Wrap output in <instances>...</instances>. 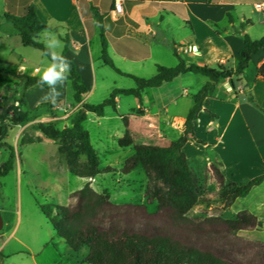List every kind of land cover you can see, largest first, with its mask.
Returning a JSON list of instances; mask_svg holds the SVG:
<instances>
[{
    "label": "crops",
    "instance_id": "crops-1",
    "mask_svg": "<svg viewBox=\"0 0 264 264\" xmlns=\"http://www.w3.org/2000/svg\"><path fill=\"white\" fill-rule=\"evenodd\" d=\"M32 1L39 18L47 26L43 36L49 39L48 34L54 33L62 41V55L74 62L88 87L89 94L84 100L87 103L97 88V71L105 67L101 59L102 35L107 40L108 53L115 66L123 73L139 78L143 77L135 68L145 67L151 61H154L156 72L157 66H162L156 63L153 54V47L159 45L170 44L173 53L176 50L188 64L212 68L226 64L235 68L234 58L244 46V36L248 35L252 40L264 37V8H258V5L264 6V0ZM117 1L122 4L121 15L115 13ZM16 5L20 6V2L0 0V54L9 60L24 62L14 46V42L21 41L20 34L4 17L6 11ZM128 66L129 71L124 69ZM262 66L264 53L253 56L244 75L218 84L215 94L204 103L195 121V139L189 140L183 149L189 164L194 161L200 166L215 165L225 176V181L239 186L264 176ZM24 72L22 66L16 74L23 75ZM208 82L207 77L199 74H183L171 83L143 91L141 102L135 97L129 99L130 105L126 108L121 100L123 95H120L116 100L118 116L111 117L106 112L105 116L99 117L89 113L86 122L91 119L105 132L104 119L112 121L127 116L129 131L137 144L166 146L184 135L194 96ZM39 88L35 85L31 90ZM60 92L62 94L63 90ZM249 96L254 98L256 106L249 102ZM78 178L83 187L90 184L89 177ZM91 187L100 193L95 185ZM261 187H264V180L245 197L238 198L227 211L238 200L249 197ZM263 204V200L258 201L252 208H240L234 213L246 211L261 221L257 212ZM258 229H254V233H258ZM7 243L2 244L0 253L3 254Z\"/></svg>",
    "mask_w": 264,
    "mask_h": 264
},
{
    "label": "rangeland",
    "instance_id": "rangeland-1",
    "mask_svg": "<svg viewBox=\"0 0 264 264\" xmlns=\"http://www.w3.org/2000/svg\"><path fill=\"white\" fill-rule=\"evenodd\" d=\"M46 40L42 34L40 41L45 44ZM14 46L24 62H19L18 59L9 60L0 54V68L17 73L18 68L23 66L25 75L39 76L35 69H43L50 62L39 50L25 47L21 41L14 42ZM153 54L156 63L162 66L171 68L177 64L170 44L153 47ZM124 69L129 71V66ZM135 69L144 79L156 74L154 61ZM96 86V91L89 99L95 105L107 100L113 89L134 88L136 84L133 79L118 75L105 66L97 71ZM7 88L10 91L7 92ZM62 90L63 93L57 98L55 105L49 102L37 103L48 90L41 87L31 90V87L24 86L23 80L0 76V110L4 109L2 102L6 97L12 98L6 108L10 112L17 110L21 95L25 96L30 108V121L23 125H11L5 140L15 149L16 165L7 176L0 177V213L3 220L0 247L5 241L8 242L3 252L5 260H0V264H85L83 259L88 250L83 249L78 253L71 250L66 241L56 234L40 207L42 205L44 208H52L56 213L55 206H69L71 194L83 187L82 181L69 171L66 156L59 153L61 142L45 138L37 130L39 123L53 124L59 129L69 127L75 114L82 110L89 93L83 96L82 102H78L70 80ZM133 98L122 96L125 108L130 105L129 99ZM106 112L111 117L118 116L117 111L111 108H106ZM103 123L105 132L91 119L84 126L90 132L98 169L111 171L90 178L89 183L90 186L95 185L100 193H107L112 203L118 206L119 210L115 211L116 223L121 228L162 233L183 242H192L201 248L212 249L232 264H264V204L257 212L262 217L258 233L250 230L241 231L234 236L226 233L216 235L211 233L212 229H208L209 234L199 236L189 234L188 230L181 227H174L171 222L157 215V201L147 197L149 180L144 168L138 166L129 173L124 172L125 163L134 155V145L122 146L120 140L128 132L126 141L130 138L133 144H137L129 131V117L120 116V119L112 121L104 119ZM21 131L36 137L38 141L24 143V138L20 136ZM120 133L122 137L119 136ZM74 150L77 148L74 147ZM8 156L7 149H0V166L7 161ZM78 160L83 166L91 164L85 154H80ZM189 166L200 180L201 195L187 216L198 224L215 217L235 219L238 214L235 215L234 212L238 209H250L258 201H264V187H261L249 197L238 200L227 211L224 194L236 187L233 185L235 183L225 181L220 184L216 178L215 169L218 168L215 165L200 166L191 161Z\"/></svg>",
    "mask_w": 264,
    "mask_h": 264
},
{
    "label": "trees",
    "instance_id": "trees-1",
    "mask_svg": "<svg viewBox=\"0 0 264 264\" xmlns=\"http://www.w3.org/2000/svg\"><path fill=\"white\" fill-rule=\"evenodd\" d=\"M14 1H19L20 6L16 5L7 10L4 14L5 19L18 30L23 46L39 50L51 60V57L46 55L45 44L40 41L47 26L39 18L35 4L32 0ZM260 53H264V37L260 40H252L248 35L244 36V46L234 58L235 68L226 64H219L216 68L196 63L188 64L175 50L177 66L171 68L157 66L155 76L143 79L125 74L115 66L108 53L107 40L102 35L103 64L117 74L133 79L136 87L115 89L107 100L97 105L84 102L82 110L75 114L69 127L59 129L53 124L39 123L37 130L45 138L61 142L59 153L66 156L69 171L74 176L94 178L111 170L102 171L97 167L91 136L84 126L89 113L103 117L106 108L117 111L116 100L120 95L133 96L141 102L143 91L171 83L183 74L193 73L205 76L209 82L194 96V106L187 116L185 133L180 139L166 146L133 144L130 138L126 141L127 132L120 140L122 146L134 145V155L125 163L124 172L129 173L136 167L142 166L149 180L146 195L149 199L157 201V215L171 222L174 227L188 230L189 234L201 236L209 234L208 229H212L211 233L216 235L226 233L234 236L241 231L254 230L261 225V222L256 216L246 211L240 212L235 219L215 217L208 218L199 224L188 218V213L199 201L201 188L200 180L191 170L183 149L189 140L195 139V121L203 110L204 103H208V99L215 94L218 84L222 80L244 75L253 56ZM260 72L264 77V66L260 68ZM0 76H12L23 80L26 88L38 85L39 80V76L19 75L5 68H0ZM69 80L75 91V99L82 102L83 96L87 95L89 90L83 83L73 61H71ZM43 88L49 91L47 85ZM58 90L61 91L62 87L58 86ZM8 91H10L9 88H7ZM11 99L6 97L2 102L4 109L0 110V149L9 151L7 161L0 166V177L7 176L16 165L15 149L5 141L11 125H23L30 121V108L25 96L21 95L19 107L13 112L6 108L10 105ZM248 100L256 106L252 96H249ZM74 147L77 148L76 151ZM80 154L87 155L91 164L81 165L78 160ZM215 174L219 183L224 184L225 176L221 171L215 169ZM263 180L264 176H260L245 185L233 184L236 187L224 194L226 207H230L238 198L245 197ZM70 199L69 206H55L56 213L52 208H44L42 205L40 207L56 234L66 241L71 250L76 253L83 249L88 250V254L83 259L85 264H232L212 249L201 248L192 242H183L162 233L121 228L116 223L115 211L119 210L118 206L112 203L107 193L96 192L90 184L72 193ZM0 260H5L1 253Z\"/></svg>",
    "mask_w": 264,
    "mask_h": 264
},
{
    "label": "clouds",
    "instance_id": "clouds-1",
    "mask_svg": "<svg viewBox=\"0 0 264 264\" xmlns=\"http://www.w3.org/2000/svg\"><path fill=\"white\" fill-rule=\"evenodd\" d=\"M45 41L46 55L51 57L50 62L43 68L37 69L39 73L38 85L43 89L47 85L49 91L45 93L41 102H49L55 105L57 98L61 95L58 86L63 87L71 75V61L62 55V41L56 38L54 33H49Z\"/></svg>",
    "mask_w": 264,
    "mask_h": 264
},
{
    "label": "built area",
    "instance_id": "built-area-1",
    "mask_svg": "<svg viewBox=\"0 0 264 264\" xmlns=\"http://www.w3.org/2000/svg\"><path fill=\"white\" fill-rule=\"evenodd\" d=\"M258 8L262 9V8H264V6L258 5ZM115 13L117 15H121L122 14V4H121L120 1H117L115 3ZM186 52H189V51H186ZM35 72L38 73L37 69H35ZM213 124H214V122H211V125H213ZM20 136L22 138H24V143H35V142L38 141L36 137L28 136L27 132H24V131H21Z\"/></svg>",
    "mask_w": 264,
    "mask_h": 264
},
{
    "label": "water",
    "instance_id": "water-1",
    "mask_svg": "<svg viewBox=\"0 0 264 264\" xmlns=\"http://www.w3.org/2000/svg\"><path fill=\"white\" fill-rule=\"evenodd\" d=\"M3 227V220H2V217H1V213H0V230L2 229Z\"/></svg>",
    "mask_w": 264,
    "mask_h": 264
}]
</instances>
